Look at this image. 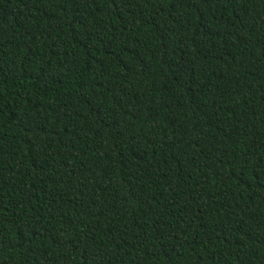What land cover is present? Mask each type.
I'll return each instance as SVG.
<instances>
[{
    "label": "trees",
    "instance_id": "16d2710c",
    "mask_svg": "<svg viewBox=\"0 0 264 264\" xmlns=\"http://www.w3.org/2000/svg\"><path fill=\"white\" fill-rule=\"evenodd\" d=\"M0 264H264V0H0Z\"/></svg>",
    "mask_w": 264,
    "mask_h": 264
}]
</instances>
